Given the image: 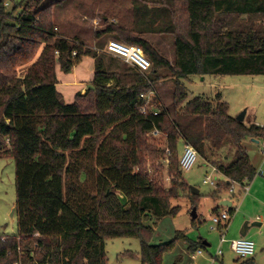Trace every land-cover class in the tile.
<instances>
[{"label":"trees","instance_id":"1","mask_svg":"<svg viewBox=\"0 0 264 264\" xmlns=\"http://www.w3.org/2000/svg\"><path fill=\"white\" fill-rule=\"evenodd\" d=\"M43 2L6 7L0 0V157L15 160L18 226L16 235L0 237V264H108L107 242L116 238L140 241L141 264H163L174 242L153 243L154 226L179 213L171 201L189 188L179 166L180 143L204 157L230 140L232 160L214 167L239 185L257 176L243 143L264 141V127L233 119L220 94L188 101L185 81L264 76V0H164L170 22L158 31L174 37L172 64L142 31L107 22L96 38L140 46L152 64L147 74L120 71L108 53L60 37L57 3L41 8ZM84 57L95 60L93 88L67 104L56 68L70 73ZM164 74L174 80L173 113L158 102L155 111L148 99ZM153 131L165 136L175 157L168 192L144 170L146 159L154 165L159 158L148 137ZM228 182L218 192L229 190ZM117 192L128 198L126 207ZM215 200L222 198L216 193ZM188 245L192 253L207 248L203 240L188 239ZM237 264L257 263L253 257Z\"/></svg>","mask_w":264,"mask_h":264},{"label":"rangeland","instance_id":"2","mask_svg":"<svg viewBox=\"0 0 264 264\" xmlns=\"http://www.w3.org/2000/svg\"><path fill=\"white\" fill-rule=\"evenodd\" d=\"M26 1L7 0L9 5L22 4ZM163 1L44 0L40 7L44 8L57 3L54 15L58 25L56 32L60 34V37H65L77 46L82 43L85 48L98 51V54L106 53L111 38L103 37V40L97 42L95 40L98 39L96 33L106 27L107 22L119 21L142 31L141 37L155 46L172 64L175 59L174 37L170 33L161 34L158 31L161 28L166 29V21L168 26L170 22L168 11L162 6ZM155 15L160 16L158 18ZM105 18L108 19L107 22H105ZM109 57L119 61L120 71L133 69L122 59L112 55ZM89 60L92 61V58L89 57ZM89 60L86 61L90 64ZM89 67L94 70L95 63L92 62L91 66L88 65V67L83 66V68ZM117 69L118 65L112 67V70ZM71 72L64 73L61 72L60 68H56L57 89L67 104L73 103L75 96L80 94L79 88L67 89V85L59 82ZM92 81L87 90L93 88ZM59 84H61L60 87H58ZM185 85L189 94L188 101L198 96H205L214 100L216 95L220 94L222 100L228 105V114L233 119L237 120L245 115L243 122L246 125L256 124L264 127V76H215L206 78L190 76L185 81ZM154 88L155 91L148 95L149 103L153 109L158 111V105H156L158 102L164 110L173 113L174 80L164 74L163 78L154 84ZM67 90L69 94L66 93ZM148 137L150 141L155 139L153 142L157 143L160 153L154 165L149 159H146L144 170L161 189L168 192L171 188L170 170L174 153L167 148L163 134L150 133ZM243 146L257 168V176L252 181L246 182L251 187V192L247 194L241 185L226 181L223 174L214 167L228 165L232 160L235 151L230 140L225 141L219 152H213L208 148L204 157L198 156L192 170L183 172V182L189 188L185 192L182 191L179 198L171 201L173 207L180 209L179 213L175 217L163 218L154 226L153 243L160 245L174 242L172 250L165 254L163 264H211L209 261L217 254L220 245V232L211 229L213 226L212 218L217 214L215 212L218 210L217 205L220 201L215 200L216 193L222 199L225 197L231 199L235 210L228 225L227 242L222 248L224 256L223 258L220 257L216 264L242 262L231 250L230 244L227 243L231 242L232 238L240 237V232L245 223L255 221L263 224V226L251 228L247 238L254 241L256 245L254 256L256 263L264 264V141L257 144L249 139L243 143ZM183 150L184 147L180 143L179 159L182 157ZM213 168L217 170L216 173H213ZM259 170L263 171L262 175L258 174ZM15 171L13 157H0V237L16 235L18 231L16 218L12 219L11 217L16 205ZM209 176L216 180L217 187L203 184V181ZM226 182L229 183V190L218 192L219 187ZM191 187L200 192L196 201H194ZM232 188H234V192ZM194 208H196L198 216L196 219L192 216ZM226 210L225 208L219 209V213ZM179 234L184 235L186 239L177 238ZM188 239L192 241L202 239L211 246L192 253L189 250ZM106 252L108 264H141V244L138 239L116 238L109 240ZM193 254L197 256L195 261L191 259Z\"/></svg>","mask_w":264,"mask_h":264},{"label":"built area","instance_id":"3","mask_svg":"<svg viewBox=\"0 0 264 264\" xmlns=\"http://www.w3.org/2000/svg\"><path fill=\"white\" fill-rule=\"evenodd\" d=\"M6 7L9 6L8 3L5 4ZM106 53L112 55L114 57L122 59L124 62L132 66L138 72L142 74H147L152 69V64L146 57L143 49L140 46H132L127 45L116 40L109 41ZM56 55H59V52H56ZM76 56V53H73V57ZM144 112V110H143ZM155 135L160 134L159 131L152 132ZM198 153L197 151L190 145H185L182 157L180 158L179 166L183 172H188L193 169L197 160H198ZM216 169L213 168V173H216ZM262 175V173H260ZM204 185H209L213 187H217L216 180H213L211 176L207 177L203 181ZM239 185V184H238ZM245 193L249 191V185L245 182L241 185ZM234 192V188H232ZM231 214L228 209L222 213L215 214L212 218V230L220 232V246L227 242L226 240V233L228 231V225L231 220ZM223 228V230H220ZM231 250L241 259L246 260L253 258L255 256L256 245L254 241L248 238H238L232 240L230 242ZM223 255V251L221 247L218 249L217 254L211 258L212 261H215L216 258L221 257ZM194 257V256H193Z\"/></svg>","mask_w":264,"mask_h":264},{"label":"crops","instance_id":"4","mask_svg":"<svg viewBox=\"0 0 264 264\" xmlns=\"http://www.w3.org/2000/svg\"><path fill=\"white\" fill-rule=\"evenodd\" d=\"M105 22H107V19L105 18ZM103 38V37H102ZM100 39V40H98V39H95V40H97V42L98 41H101V40H103V39ZM112 39H110L109 41H111ZM102 44V43H101ZM104 50V49H103ZM92 58V57H91ZM84 60V61H83ZM86 60H89V57H84V58H82V60H81V62L79 63V65L78 66H76V67H74L73 68V70H72V72H71V74H69L68 76H66V77H64V79L63 80H60L59 82L61 83V84H64V85H67V89H70V88H79L80 90H79V92L81 93V95H85L86 94V92H87V88H89V86H90V84H91V81L93 80V78H94V72H95V69L93 70L91 67H89V68H83V66H86V67H88V65L89 66H91V63L92 62H94L95 63V60L92 58V61L91 60H89V62H90V64L86 61ZM86 62V63H85ZM24 72H25V68L23 69V71H22V73H20V75H23L24 74ZM62 72V71H61ZM60 75H62V74H60ZM61 84H59V86L58 87H60V85ZM63 87V86H62ZM64 88H66V87H64ZM67 94H69V91L67 90V92H66ZM252 161V160H251ZM252 164H253V162H252ZM254 165V164H253ZM255 167V166H254ZM256 168V167H255ZM257 169V168H256ZM261 169V168H260ZM260 173H263V171L262 170H259V175H260ZM249 185V184H248ZM255 186V185H254ZM249 192H251V187L249 186V191L247 192V193H249ZM246 193V194H247ZM226 198V197H225ZM224 199V198H223ZM234 206V203L232 202V207ZM262 226H263V224H262ZM238 238H240V237H237V238H232L231 239V241L232 240H235V239H238ZM202 240V239H201ZM227 240V239H226ZM204 242H206V243H208L207 241H204ZM209 244V243H208ZM224 244H226V243H224ZM224 244H222L221 246L219 245V248L221 247V249L223 248V246H224ZM228 245L230 244V242L229 243H227ZM211 246V245H210ZM209 246V247H210ZM194 256V257H193ZM201 256V255H200ZM223 256H224V253H223V255L221 256L222 258H223ZM221 258V259H222ZM191 259L193 260V261H195L196 259H197V256L195 255V254H193L192 255V257H191ZM220 260V257H218V258H216L215 259V261H212L211 259H210V263L211 264H216V262L217 261H219Z\"/></svg>","mask_w":264,"mask_h":264},{"label":"water","instance_id":"5","mask_svg":"<svg viewBox=\"0 0 264 264\" xmlns=\"http://www.w3.org/2000/svg\"><path fill=\"white\" fill-rule=\"evenodd\" d=\"M244 119H245V115L239 117L237 120L239 122H243ZM253 141L256 142L257 144L260 143V141H257V140H253ZM191 191H192V194L193 195H199V193H200L199 190H197L196 188H193V187H191ZM116 196H117L120 204L123 207H126L128 205L129 200L126 197V195H124L122 192H117L116 193ZM217 206L219 208L230 209L232 207V200L229 199V198H224V199H222V200H220L218 202V205ZM15 214H16V205H15L13 211H12V214H11L12 219L15 218ZM192 216H193L194 219H196L198 217L197 214H196V208L193 209ZM261 226H262V224L259 223V222H257V221L252 222V223H249V222L245 223L244 227L242 228V230L240 232V238H247V236H248L251 228H253V227H261ZM204 244L207 247L210 246V244H206V242H204Z\"/></svg>","mask_w":264,"mask_h":264}]
</instances>
